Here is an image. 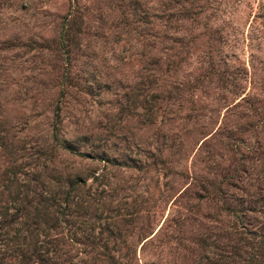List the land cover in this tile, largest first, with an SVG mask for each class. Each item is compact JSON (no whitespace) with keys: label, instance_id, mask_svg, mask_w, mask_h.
Here are the masks:
<instances>
[{"label":"rangeland","instance_id":"obj_1","mask_svg":"<svg viewBox=\"0 0 264 264\" xmlns=\"http://www.w3.org/2000/svg\"><path fill=\"white\" fill-rule=\"evenodd\" d=\"M263 232L264 0H0V264H249Z\"/></svg>","mask_w":264,"mask_h":264},{"label":"trees","instance_id":"obj_2","mask_svg":"<svg viewBox=\"0 0 264 264\" xmlns=\"http://www.w3.org/2000/svg\"><path fill=\"white\" fill-rule=\"evenodd\" d=\"M262 235H264V232L262 233ZM8 241H10V240L8 239ZM262 242H263V240L262 241L258 240V242H256L257 245L255 246L256 248L254 247V257H252V261H251V259L249 260V264H264V248L262 246ZM260 248H263V250ZM21 252H20V255L23 256V254H21ZM253 258H254V260H253ZM19 260H22V257Z\"/></svg>","mask_w":264,"mask_h":264}]
</instances>
